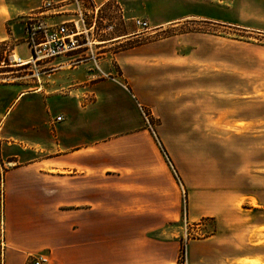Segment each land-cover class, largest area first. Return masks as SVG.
I'll list each match as a JSON object with an SVG mask.
<instances>
[{
    "label": "rangeland",
    "instance_id": "1",
    "mask_svg": "<svg viewBox=\"0 0 264 264\" xmlns=\"http://www.w3.org/2000/svg\"><path fill=\"white\" fill-rule=\"evenodd\" d=\"M83 4L84 8L90 6L86 1ZM211 4L206 12L217 21L190 19L160 31L150 30L112 49L151 43L158 54L137 58L136 64L127 66L114 63L111 70L99 73L101 79L116 78L137 99L144 132L123 142L140 148L131 153L132 179L145 191L139 195V205L167 208L168 222L159 230L144 232L140 228L159 223L161 217L138 218L135 252L124 246L128 232L121 233L122 264H190L189 243L217 233L231 237L235 254L242 251V257L226 264H264V0H212ZM73 8L66 6L67 10ZM101 15L103 20L115 17ZM22 18L25 23L32 17ZM99 23V29L108 24ZM23 32L12 42L0 44V84L30 90L39 78L49 79L44 70L62 56L18 65L12 57L16 46L20 45L21 58L31 55ZM81 42L87 47V40ZM67 59L72 64L84 55ZM123 182L124 186L130 184ZM106 186L91 181V197L83 201L88 209L85 229L93 239L98 237V209L103 202L106 225L121 220L118 223L125 228L130 222L129 217L115 215L112 194L105 201L97 198V190ZM119 202L128 207L130 201L122 198ZM190 209L202 215L189 219ZM222 221L231 227H222ZM109 235L112 233L106 231L104 244L111 261ZM94 253L96 249L91 248L92 258Z\"/></svg>",
    "mask_w": 264,
    "mask_h": 264
},
{
    "label": "crops",
    "instance_id": "2",
    "mask_svg": "<svg viewBox=\"0 0 264 264\" xmlns=\"http://www.w3.org/2000/svg\"><path fill=\"white\" fill-rule=\"evenodd\" d=\"M66 1L0 0V44L24 34L22 17L31 16L47 24L65 21ZM211 1L90 0L85 32L80 37L88 41L87 47L82 42L81 50L49 62L43 72L49 79L39 78L30 90H21L13 83L0 84V191L5 196L0 195L4 197L0 200V264H29V255L38 252L47 253L50 264H122L121 233L128 232L124 246L135 252L139 217H161L159 223L146 224L141 231L165 226L167 208L139 205V195L145 191L132 179L131 153L140 148L136 143L123 142L144 132L135 94L116 78L101 79L99 73L111 70L114 63L122 67L136 64L140 57L153 58L157 48L151 43L115 52L112 49L150 30L160 31L190 19L217 21L206 12ZM103 12L115 17L103 20ZM135 19L147 26L135 25ZM99 20L108 23L106 27L99 29ZM19 48L12 50L13 55L28 61L29 57L19 56ZM75 55H84V59L70 64L67 57ZM123 179L130 184L124 186ZM91 181L107 184L97 190V198L105 201L112 194L115 215L130 220L125 228L118 223L121 220L106 225L103 202L98 209L101 223L97 239L85 229L89 225L88 209L83 201L91 197ZM122 198L130 201L128 207L119 202ZM232 213L237 215L235 210ZM188 214L189 219L202 215L196 209ZM74 224L78 226L74 228ZM221 226L231 227L226 221ZM106 231L112 233L111 261L106 256ZM232 242L231 237L220 233L190 242V264H226L242 257L241 249L237 254L231 249ZM91 248L96 249L93 258Z\"/></svg>",
    "mask_w": 264,
    "mask_h": 264
},
{
    "label": "built area",
    "instance_id": "3",
    "mask_svg": "<svg viewBox=\"0 0 264 264\" xmlns=\"http://www.w3.org/2000/svg\"><path fill=\"white\" fill-rule=\"evenodd\" d=\"M85 1L89 4L90 0H70L69 5H73L75 8L66 10L65 15L69 18L63 22L47 24L34 17L25 21V41L31 49V55L27 62L35 64L42 60L69 55L81 47L80 37L85 32V22L88 15L87 7L84 8L83 4ZM134 23L142 28L147 26V23L140 19H135ZM56 119L60 120L61 117ZM28 258L30 264L50 263V258L45 252L31 254Z\"/></svg>",
    "mask_w": 264,
    "mask_h": 264
},
{
    "label": "bare ground",
    "instance_id": "4",
    "mask_svg": "<svg viewBox=\"0 0 264 264\" xmlns=\"http://www.w3.org/2000/svg\"><path fill=\"white\" fill-rule=\"evenodd\" d=\"M12 57L15 59L18 65H25L28 63L27 61L23 62L22 60H19L16 55H13Z\"/></svg>",
    "mask_w": 264,
    "mask_h": 264
}]
</instances>
